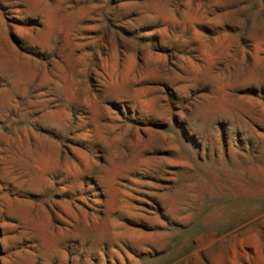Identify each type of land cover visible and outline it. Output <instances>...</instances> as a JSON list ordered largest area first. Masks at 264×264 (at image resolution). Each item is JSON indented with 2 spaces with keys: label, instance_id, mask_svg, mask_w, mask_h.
Here are the masks:
<instances>
[{
  "label": "rangeland",
  "instance_id": "rangeland-1",
  "mask_svg": "<svg viewBox=\"0 0 264 264\" xmlns=\"http://www.w3.org/2000/svg\"><path fill=\"white\" fill-rule=\"evenodd\" d=\"M0 264H264V0H0Z\"/></svg>",
  "mask_w": 264,
  "mask_h": 264
}]
</instances>
